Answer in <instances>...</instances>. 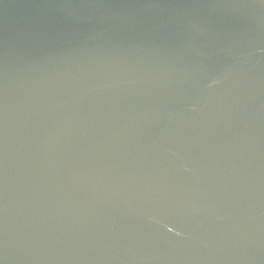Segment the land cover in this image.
Listing matches in <instances>:
<instances>
[{"label": "water", "instance_id": "water-1", "mask_svg": "<svg viewBox=\"0 0 264 264\" xmlns=\"http://www.w3.org/2000/svg\"><path fill=\"white\" fill-rule=\"evenodd\" d=\"M0 264H264V0H0Z\"/></svg>", "mask_w": 264, "mask_h": 264}]
</instances>
